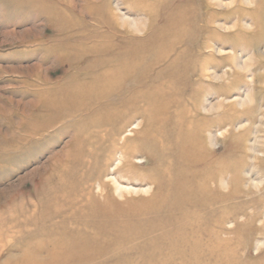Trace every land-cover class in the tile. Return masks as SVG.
<instances>
[{
	"label": "rangeland",
	"instance_id": "obj_1",
	"mask_svg": "<svg viewBox=\"0 0 264 264\" xmlns=\"http://www.w3.org/2000/svg\"><path fill=\"white\" fill-rule=\"evenodd\" d=\"M144 1L0 0V264H16L30 253L43 259L44 247L62 239L63 229L89 235L98 249L107 250L84 264H264V125H258L264 116V80L251 78L236 67L239 60H252L251 64L264 61V0H199L192 7L195 21L190 26L186 60L195 67L182 68L187 77L181 94L173 97L171 111H199L200 117L193 121L204 139L198 153H188L185 161L175 144L155 146L144 135H137L141 121L131 128L132 133L118 138L119 145L125 137L134 140L131 146L138 152L132 161L139 176L155 171H147L149 159L167 160L170 168L172 163L171 175L176 180L182 175L180 167L191 163L188 160L204 159L206 165L196 162L193 170L204 175L217 173V180L209 183L219 185L226 199L198 207L194 197L177 195L170 199L178 201L176 207L162 205L158 213L143 217L117 221L79 217L78 206L88 207L91 197L100 194V181L119 178L123 187L136 190L125 195L128 199L149 198L155 188L116 174L123 164L120 151L112 155L100 181L87 179L98 173L109 152L94 153V147L77 140L79 122L75 118L58 121L44 131V95L69 83L79 67L72 64L77 48L92 41L94 35L108 32L100 21L109 14L139 25L140 31H136L126 24L128 33L115 39L117 43L164 48L168 41L157 42V31L171 16L155 11L146 15L142 12ZM248 85L253 102L246 110H250L252 122L241 110H226L246 97ZM229 113L239 118L232 128L224 121ZM173 132L169 126L163 130L169 137ZM257 137L262 143L253 154L248 149ZM115 197L119 202L125 200ZM64 199L74 203L64 205ZM186 212L189 217L181 218ZM196 220L195 231L188 233L206 253L174 257L162 253V261L167 260L162 263L146 259L153 249L149 239ZM151 228L155 231L134 241L122 239L129 231ZM39 250L43 251L34 254Z\"/></svg>",
	"mask_w": 264,
	"mask_h": 264
},
{
	"label": "bare ground",
	"instance_id": "obj_2",
	"mask_svg": "<svg viewBox=\"0 0 264 264\" xmlns=\"http://www.w3.org/2000/svg\"><path fill=\"white\" fill-rule=\"evenodd\" d=\"M198 1L146 0L142 3L144 7L142 12L148 16L153 15L154 11L156 14L158 12L163 16L166 14H168L167 17L171 16L160 26L156 37L157 42L166 40L168 43L164 48L156 50L155 45H150L152 40L148 43L151 48L133 46L130 41L117 43L115 39L128 33L126 24L129 23L136 31H140L139 25L126 17H115L109 14L106 19L100 21L105 28H109L108 32L94 35L92 41L85 42L80 49L77 48L72 64H75L74 67H79L72 74L69 83L58 91L44 95V131L58 121L75 118L79 122V127H76L77 140L82 139L88 146L94 147V153L109 152V156L106 155L103 158L102 167L98 173L87 179L100 181L108 171L112 155L120 151V161H123V164L116 170V174H119L120 178L127 177L128 180L139 181L155 188L154 194L149 198L128 199L125 195L136 193V190L123 187L119 178L115 177L109 183L100 181V194L97 197H91V204L88 207L78 206L80 218L85 219L89 216L117 221L125 217L156 214L162 205L176 207L178 201L170 199L177 195L194 197L198 207L213 206L226 199L220 193L219 185L214 187L209 183L211 180H217L219 177L217 173L216 176L204 175L193 170L197 166L196 162L198 165L205 166L204 159L188 160L191 163H186L187 167H180L182 175L178 180L172 178L171 170L174 169L172 163L170 168L167 160L149 159L146 169L149 172L155 171L139 176L132 161L138 152L137 148L134 149L131 146L135 143L134 140L125 137L123 143L118 144V138L128 131L129 134L132 133L131 128L138 127L141 121L142 128L137 135H144L155 146L167 144V142L175 144L184 153L180 152L182 160L186 161L185 155L188 153L191 155L194 151L198 153V147L202 148L204 139L197 133L198 128L193 126V121L200 117L199 111L192 113L184 108L178 114L171 111L173 97L181 94V84L187 77L186 70L182 68L195 67L192 62L189 63L186 60V47L190 37L191 23L195 21L192 7ZM262 34L261 31L260 38ZM183 47L185 49L182 50ZM172 57H174L172 62L165 67L166 62ZM251 63L252 60L248 62L239 60L236 67L247 71L251 74V78H259L263 81L264 61ZM248 86L246 97L237 99L226 110L227 112L241 110L246 120L251 121L250 110H246L247 104L253 102L249 94L252 88L251 85ZM174 105H177V102ZM177 107L181 108L182 105L178 103ZM210 109L214 110L215 107L211 106ZM46 116L49 118L46 119ZM238 119L234 114L229 113L224 121L232 128V124ZM263 120L264 116L260 118L258 125L263 126ZM153 126L158 127L153 128L152 132L145 131ZM168 126L174 131L171 138L163 133ZM260 143H262L261 138L257 137L248 150L253 154L259 152L257 145ZM212 145H215L213 141ZM177 157L179 158L178 155ZM159 167L164 170L157 172L156 168ZM182 179L191 181L188 183ZM223 184L224 182L221 184L222 187ZM115 194L119 198H125L124 202H119ZM63 203L72 206L74 202L64 199ZM180 217L187 219L189 214L186 212ZM197 222V220L189 221L177 230L149 239L147 243L153 246V249L146 259L162 263L167 261H162L160 257L162 253L173 257L206 253L202 245L192 241L193 237L188 233V231H195ZM79 224L83 227L88 226L83 221H79ZM152 231L155 229L129 231L122 239L124 242H131L149 235ZM61 235L64 236L62 239H54L48 247H44L43 259L33 257L30 253L16 264H84L95 254L107 251L104 248L98 249L97 242L91 240L89 235H81V232L76 234L74 229H63ZM41 251L33 253L37 254Z\"/></svg>",
	"mask_w": 264,
	"mask_h": 264
}]
</instances>
